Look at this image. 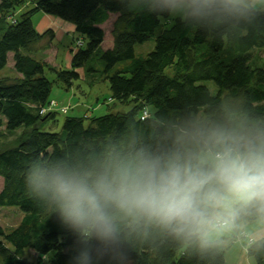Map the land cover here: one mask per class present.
I'll return each instance as SVG.
<instances>
[{"label":"clouds","instance_id":"1","mask_svg":"<svg viewBox=\"0 0 264 264\" xmlns=\"http://www.w3.org/2000/svg\"><path fill=\"white\" fill-rule=\"evenodd\" d=\"M124 10L193 31L245 34L264 0H120ZM150 132L36 156L23 186L70 238L67 264H134L142 250L175 247L199 264H256L264 256V115L228 93Z\"/></svg>","mask_w":264,"mask_h":264},{"label":"trees","instance_id":"2","mask_svg":"<svg viewBox=\"0 0 264 264\" xmlns=\"http://www.w3.org/2000/svg\"><path fill=\"white\" fill-rule=\"evenodd\" d=\"M21 9L25 10L17 14ZM39 13L72 25L74 35L81 37H73L69 69L41 59L55 34L52 29L36 31L32 19ZM111 15L116 16L112 41L104 49L102 25ZM149 40L153 50L136 57L135 46ZM263 48L264 15L245 34L225 35L193 31L178 21L164 28L161 19L127 12L120 0H0V71L12 62L15 74L0 77V128L8 134L21 132L0 146V208H15L22 214L10 231L0 227V264H29V251L38 258L37 264H67L69 236L54 218L45 219L25 194L23 174L29 160L64 156L86 143H104L130 126L147 135L153 117L174 118L214 98L205 82L214 84L216 96L243 97L257 115H264V58L254 54ZM47 72L54 80L47 78ZM101 78L114 104H132L128 112H113L108 106L100 116H67L61 111L40 115L54 87L86 95L82 84L91 90ZM107 100L102 98L101 104ZM144 109L149 117L141 120ZM60 114L61 131H45ZM2 135L0 131V141ZM134 264L199 262L173 246L161 245L155 253L138 252ZM256 264H264V256H258Z\"/></svg>","mask_w":264,"mask_h":264},{"label":"rangeland","instance_id":"3","mask_svg":"<svg viewBox=\"0 0 264 264\" xmlns=\"http://www.w3.org/2000/svg\"><path fill=\"white\" fill-rule=\"evenodd\" d=\"M28 7H29V5H27V7L25 9H27ZM25 9H21L17 14H20ZM39 16H43V14L39 13L38 15H35L32 19L35 29H36L37 21L40 18ZM115 18H116L115 15H111L109 17V19L104 23V25H102V28L104 30V35H105L104 36V42L102 44V47L104 49L108 48L111 45V41H112L111 31L113 29ZM15 19L18 20V16H15ZM173 23L174 22H170L166 19H161V24L163 25L164 28H170L173 25ZM56 30L59 31L58 29H56ZM73 37H74V39L81 38L78 35H73V36L64 35L63 39L55 36L54 41H53V44L55 45V50L58 51V56L56 58V65H59V67H61L63 69H67V67H68L67 66V58H68V56H70V53H71L70 50H75V47H74L75 44L72 41ZM153 47H154L153 40H149V41H147L141 45H137V46H135V56L136 57H144L149 52H151L153 50ZM254 54H258L259 56L264 58V48L259 50V51L255 50ZM50 56H52V53L50 54ZM40 57L46 63L49 64L50 59L44 58L43 55H41ZM4 76H8V77H14L15 76V74L12 70V62L5 69L0 71V77H4ZM46 76L50 81L54 80V75L51 72H47ZM75 84H76V86L77 85L81 86L80 83H75ZM204 85H206L213 93L216 92V87L214 86V84L212 82H205ZM82 86H84L85 89H87V91H89V93H86V95L82 92L80 93L79 96L76 95L81 100L82 106L87 105L86 107H84L83 110H87V107H91L94 104L93 98L95 99V97L108 98V89L106 90V82L103 78L98 80V83L91 90H89L90 87H88L86 84H82ZM131 106H132L131 103L127 104V105H122V104H119L116 102L115 104L113 103L109 107H111V109H112L111 111H113V112L126 113L130 110ZM63 107H65L66 109L69 110V111L67 110V112H64V114H66V115H68L72 111V110L70 111V108L68 106H63ZM107 109H109V108H107ZM150 110H153V108H150ZM88 112H89V110H88ZM73 114H76L77 116L82 117V116H84L85 113L84 114L83 113H73ZM90 115H91V113H89V116ZM63 119H64V116L60 114L54 120H50L45 127V131L52 132V133L60 132L61 127H62V123H63ZM0 131L3 133L2 139L0 141V146H5L6 144L8 145L10 142H13L18 137V135L21 133L20 131H17L13 134H8L5 132L4 128H2V127L0 128ZM1 187H2V181L0 179V190H1ZM21 219H22V214L17 209H15V208H0V227L3 230L10 231L11 229H13L14 227H16L19 224ZM67 249H66V251H67ZM26 259H28V261H30L29 264H37V261H38L37 260L38 258L31 251L26 253ZM236 259H237L236 254H231L230 257L226 260V264H234V261Z\"/></svg>","mask_w":264,"mask_h":264},{"label":"crops","instance_id":"4","mask_svg":"<svg viewBox=\"0 0 264 264\" xmlns=\"http://www.w3.org/2000/svg\"><path fill=\"white\" fill-rule=\"evenodd\" d=\"M39 17L40 18L38 19L37 25H36V31L38 33H43L47 29H52L55 36L60 37L61 39H63L64 35H67V36L74 35V27L72 25L62 22L58 19L46 16V15L39 16ZM56 29H58L59 31H57ZM51 53H52V56H50ZM41 54L43 55L44 58L50 59L49 64L51 66L59 68V65H56V58L58 56V51L55 50V45L53 43L50 45L48 50L44 51ZM71 57H72V54L70 53V56H68L67 58V66H68L67 69L70 68ZM83 88H84L83 89L84 92L89 93V91H87L85 87ZM107 89L108 88L106 86V90ZM97 98L98 100L100 99L99 100L100 103L98 105L93 104V106L87 107V110H83L84 107H86L87 105L82 106L81 100L77 96L74 95V90L71 89L67 91L58 86V87L53 88L52 94L50 97L51 99L50 102H55L58 105L68 106L70 108V111L71 110L72 111L67 116H77L76 114H73V113H83V114L85 113L86 114L89 110L87 114L89 115V113H91L89 117H92V116L104 115L107 112V107L114 103L109 98H106L108 99L107 102H105V104H101L102 98H99V97H95V99L93 98L94 102H96Z\"/></svg>","mask_w":264,"mask_h":264},{"label":"built area","instance_id":"5","mask_svg":"<svg viewBox=\"0 0 264 264\" xmlns=\"http://www.w3.org/2000/svg\"><path fill=\"white\" fill-rule=\"evenodd\" d=\"M68 109H66L65 107L63 106H60V105H57L55 102H50L49 105L43 109L40 110V115H43L45 114L46 112H50V111H61L62 113L64 112H67ZM149 117V112L147 109H144L142 112H141V115H140V119L141 120H144V119H147Z\"/></svg>","mask_w":264,"mask_h":264}]
</instances>
